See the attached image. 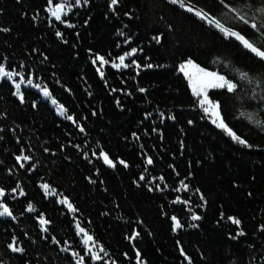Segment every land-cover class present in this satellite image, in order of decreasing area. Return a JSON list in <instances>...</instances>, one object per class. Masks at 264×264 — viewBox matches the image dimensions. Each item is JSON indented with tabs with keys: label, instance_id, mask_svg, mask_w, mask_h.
I'll use <instances>...</instances> for the list:
<instances>
[{
	"label": "trees",
	"instance_id": "16d2710c",
	"mask_svg": "<svg viewBox=\"0 0 264 264\" xmlns=\"http://www.w3.org/2000/svg\"><path fill=\"white\" fill-rule=\"evenodd\" d=\"M185 1L264 51V0ZM0 68V264H264V63L236 42L169 0H0Z\"/></svg>",
	"mask_w": 264,
	"mask_h": 264
},
{
	"label": "snow or ice",
	"instance_id": "6c2138e0",
	"mask_svg": "<svg viewBox=\"0 0 264 264\" xmlns=\"http://www.w3.org/2000/svg\"><path fill=\"white\" fill-rule=\"evenodd\" d=\"M77 3H79V0H76ZM113 4L116 3V0H112ZM170 3H173V4H176L178 3V0H170ZM181 6L183 7V4L181 3ZM62 5L61 6H58L56 7L55 9L52 10V15L55 17L56 20H60L61 19V11H62ZM188 11H192L191 8L188 9ZM262 11V14H264V10H261ZM200 19H206V14L204 13H201V12H196L195 13ZM247 23V21H245ZM212 23L215 24V26L217 28H220L221 31H224L225 32V35H231V36H234L236 39L240 40L241 43L244 45V47L250 49L256 56L260 57L261 59H264V51H259L256 47H254L251 43H249L247 40H245L243 37H241L240 35H238L237 33L235 32H228L226 31L225 29H223L221 27L220 24L216 23L215 21H212ZM257 25L255 23L252 24V27L255 28ZM59 35V33H58ZM135 50H133V53H134ZM97 59L100 60L101 64L103 63H106V61H104V59L102 57H97ZM124 60H125V57H120V63L119 65L117 64H113V67H121V66H125L124 65ZM195 68V65H193L191 63V61H189V63L187 65H182L181 66V70L182 71H185V69L187 68ZM196 72L197 73H201L200 76H196L194 74H191L187 71H185V75L189 77L190 79V82L192 83V87H193V92L195 95H198V96H203L204 98L200 100V104L202 106H204L205 104H207L208 106L204 108V111L206 113H208L209 111L212 112V115L215 117V119L213 120V123L217 124V127H220V128H223L227 133L228 135L232 136L233 140L239 142L240 144H245V141L243 139H240L239 137H237L234 133H232L229 129L226 128V126L224 125L223 121L220 119V116H219V111H218V105H213L211 104L208 99H207V96L204 94V88L206 86H213V87H227L228 91L231 92L233 91L234 89V85L231 84V83H228L224 80V78L222 76H216L215 74L213 73H203L201 70L199 69H196ZM0 75H8L7 73L4 72V69L3 68H0ZM9 78H11L9 76ZM204 78H208V79H204ZM28 83H31V81H28ZM15 87L17 88V91H19V88H20V84H16ZM44 95L45 96H48L49 93L47 92V90L44 91ZM53 103H55V101H53ZM61 111V114H63V109L61 108L60 109ZM70 118V117H69ZM81 131H83V129H81ZM104 161L106 164H109L111 166V161H109L108 157L105 155L104 157ZM23 159H27V157H23ZM148 163H151V160L148 161ZM23 166V165H21ZM45 189H47V185H44L43 186ZM22 194V193H21ZM3 195V192H0V196ZM62 203H65L67 204L68 202L65 200V201H62ZM70 208H71V205H68ZM0 207H3V205H0ZM32 208L31 206H29V211H31ZM4 214H8V209L6 207L3 208V212H0V215H4ZM193 220H196V219H199V217L197 216H193L192 217ZM45 221L41 220V224H44ZM234 223H238V221H234ZM180 225L178 223L175 224V227H179ZM242 234V233H240ZM87 240H91V237H87ZM17 249L13 248V251H16ZM95 259V257H93Z\"/></svg>",
	"mask_w": 264,
	"mask_h": 264
},
{
	"label": "water",
	"instance_id": "95a60500",
	"mask_svg": "<svg viewBox=\"0 0 264 264\" xmlns=\"http://www.w3.org/2000/svg\"><path fill=\"white\" fill-rule=\"evenodd\" d=\"M170 1V0H169ZM181 3L183 4V7L181 6ZM176 6H178L179 8L185 10V11H188L189 8L192 9V11H188L192 14H195L196 12H201V13H204L206 14V19H201L202 21H204L206 24H208L210 27H212L213 29L217 30L219 33H221L222 35H224L225 37L233 40L234 42H236L238 45H240L244 50H246L247 52H249L251 55H253L256 59H258L259 61H261L262 63H264V59H261L260 57L256 56L250 49L244 47V45L241 43L240 40L236 39L234 36H231V35H225V32L224 31H221L220 28H217L215 26L214 23H212V21H215L216 23L220 24L218 21H216L213 17H211L210 15H208L206 12H204L203 10H201L200 8L194 6L193 4L185 1V0H178V3L174 4ZM196 15V14H195ZM197 16V15H196ZM221 25V24H220ZM221 27L223 29H225L226 31L228 32H235L237 33L236 31L234 30H231V29H228L226 27H224L223 25H221ZM238 35H240L239 33H237ZM241 36V35H240ZM242 37V36H241ZM245 39V38H244ZM246 40V39H245ZM250 43V42H249ZM255 47V46H254ZM259 50V49H258ZM260 51V50H259Z\"/></svg>",
	"mask_w": 264,
	"mask_h": 264
},
{
	"label": "rangeland",
	"instance_id": "374dc122",
	"mask_svg": "<svg viewBox=\"0 0 264 264\" xmlns=\"http://www.w3.org/2000/svg\"><path fill=\"white\" fill-rule=\"evenodd\" d=\"M189 62H187V63H185V64H183V65H187ZM193 64V63H192ZM193 65H195V64H193ZM196 69H199V70H201L199 67H197L196 65H195V68H191V67H189V68H187V69H185V71H187V72H189V73H191V74H194V75H196V76H200L201 75V73H197L196 72ZM185 71H182L181 70V67H180V72L183 74V76L186 78V80H187V82H188V87H189V90H190V92L198 99V103H199V106L202 108V110H203V112H204V114L211 120V122H213V120L215 119V117L212 115V112L211 111H209L208 113H206L205 111H204V108L205 107H207L208 105L207 104H205L204 106H202L201 104H200V100L201 99H203L204 97L201 95V96H198V95H195L194 94V92H193V87H192V83L190 82V79H189V77L188 76H186L185 75ZM203 73H213V72H209V71H205V70H201ZM213 74H215L216 76H220V75H218V74H216V73H213ZM204 79H208V78H204ZM225 80V79H224ZM226 81V80H225ZM227 82V81H226ZM229 83V82H228ZM217 88H226L227 89V87H213V86H206L205 88H204V94L207 96V93L210 91V90H212V89H217ZM42 95L44 96V97H47V96H45L44 95V93L42 92ZM207 99H208V96H207ZM208 101H209V99H208ZM210 102V101H209ZM211 103V102H210ZM211 104H213V105H217L216 103H211ZM52 107L53 108H55V109H57L56 108V106H54L53 104H52ZM219 111V110H218ZM57 112L59 113V111L57 110ZM219 116H220V114H219ZM220 119H221V117H220ZM214 125H216L217 126V124H215V123H213ZM220 128V127H219ZM223 129V128H222Z\"/></svg>",
	"mask_w": 264,
	"mask_h": 264
}]
</instances>
